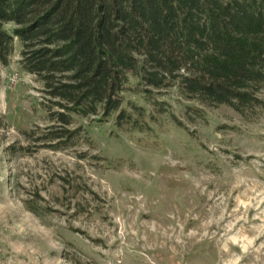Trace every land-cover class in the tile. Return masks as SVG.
<instances>
[{
  "label": "rangeland",
  "instance_id": "374dc122",
  "mask_svg": "<svg viewBox=\"0 0 264 264\" xmlns=\"http://www.w3.org/2000/svg\"><path fill=\"white\" fill-rule=\"evenodd\" d=\"M41 89L15 39L0 66V264H264V109L167 88L160 112L130 91L143 129L75 117L54 149Z\"/></svg>",
  "mask_w": 264,
  "mask_h": 264
},
{
  "label": "trees",
  "instance_id": "16d2710c",
  "mask_svg": "<svg viewBox=\"0 0 264 264\" xmlns=\"http://www.w3.org/2000/svg\"><path fill=\"white\" fill-rule=\"evenodd\" d=\"M15 39L50 102L42 138L54 149L73 143L75 117L143 129L146 107L130 91L160 112L167 88L204 106L264 109V0H0V66Z\"/></svg>",
  "mask_w": 264,
  "mask_h": 264
}]
</instances>
